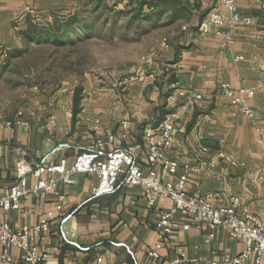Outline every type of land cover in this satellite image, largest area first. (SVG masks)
Instances as JSON below:
<instances>
[{
	"label": "crops",
	"instance_id": "1",
	"mask_svg": "<svg viewBox=\"0 0 264 264\" xmlns=\"http://www.w3.org/2000/svg\"><path fill=\"white\" fill-rule=\"evenodd\" d=\"M76 1L0 0V13L8 21L12 11L24 7L42 10L57 5L59 13L74 12ZM179 1L187 5L188 14L178 21L181 28L174 43L180 47L178 62H173V49L163 47L168 56L165 61L154 64L150 74L115 81L114 93L88 78L80 85L82 98L75 123L73 88L59 91L52 99L36 98L13 116L0 117V198L15 183L18 163L34 167L44 161L45 166H52L66 160L70 165L80 147H93L97 141L105 142V151L129 148L144 163V133L171 112L167 96L178 89L195 90L203 100L179 111L182 131H174L166 157L178 163L177 174L183 165L198 169L187 180L188 196L211 195L215 204L236 197L241 211L264 222V180L258 179L264 166V0H236L239 13L253 22L234 29L230 33L233 42L225 49L219 48L221 38L216 36L224 29L206 19L213 9H223L220 1ZM221 84L233 90L253 89L246 101L252 119L231 111L219 91ZM218 154L225 159L217 158ZM211 160L213 168L207 165ZM159 177L164 182L174 180L162 171ZM49 178L44 173L40 180ZM26 181L32 188L38 179L27 174ZM97 185L95 176L77 174L66 184L57 183L44 197L32 193L10 213V225L30 226L48 213L53 215L47 230L31 244L38 253L46 251L47 264H211L243 251V245L230 239L224 229L211 228L207 220L197 225L175 214L176 229L164 238L154 257L159 214L173 203L157 197L149 206L137 186L90 199ZM11 254L17 260L20 251L13 249ZM242 264H254V257Z\"/></svg>",
	"mask_w": 264,
	"mask_h": 264
},
{
	"label": "built area",
	"instance_id": "2",
	"mask_svg": "<svg viewBox=\"0 0 264 264\" xmlns=\"http://www.w3.org/2000/svg\"><path fill=\"white\" fill-rule=\"evenodd\" d=\"M218 1L223 9H213L206 19L214 27L224 29L217 31L216 36L221 38L219 48L225 49L233 42L230 33L237 27L250 26L253 19L239 13L236 0ZM162 46L168 47L165 42ZM219 91L228 100L233 113H240L252 119L253 112L246 101L253 96V89L233 90L228 84H221ZM202 100L203 96L195 90L178 89L167 96L166 102L171 112L166 114L156 127L147 129L144 133V163H141L129 148L118 147L105 151L103 141L95 142L90 148L80 147L78 155L70 165L66 160L52 166H45L44 161L34 167L18 163L15 183L6 189L0 198V264H47L46 251L38 253L31 244L35 236L47 230L48 221L53 219V215L48 213L47 217L38 223L20 228L10 225L9 215L18 209L20 201L27 200L32 193H39L44 197L57 183L66 184L70 177L77 174L93 175L97 178L98 185L90 193V199L114 194L125 186H137L143 189L149 206L154 205L157 197L166 198L173 203L170 210L159 214L156 224L159 242L155 246L154 257H157L156 251L161 248L164 238L176 229V225L172 223L173 216L180 214L197 225L207 220L211 228L224 229L230 239L243 245V251L239 255H225L219 262L211 264H242L250 256L254 257V264H261L264 261V222L241 211L239 199L236 197H230L225 204H215L211 195L188 196L185 193L187 180L192 173H198V169L183 165L182 173L177 174L178 163L166 157V152L173 143L174 131H182L178 126L179 111H184ZM217 158L225 159L222 154H218ZM207 165L213 168L215 161L211 160ZM160 171L174 177V180L162 181L159 177ZM44 173L50 176L48 181L40 180ZM27 174H32L38 179L32 188L27 186ZM258 179L264 180V166ZM62 200L63 196L59 197V201ZM65 220L66 218L61 223ZM59 231L65 241L61 226ZM13 249L20 251L17 260L11 254Z\"/></svg>",
	"mask_w": 264,
	"mask_h": 264
},
{
	"label": "rangeland",
	"instance_id": "3",
	"mask_svg": "<svg viewBox=\"0 0 264 264\" xmlns=\"http://www.w3.org/2000/svg\"><path fill=\"white\" fill-rule=\"evenodd\" d=\"M75 3L78 7L74 12L59 13L57 5L42 10L24 7L12 11L8 21L0 13V117L13 116L36 98L52 99L59 91H70L88 78L114 93L115 81L150 74L154 64L165 61L168 56L162 44L165 40L174 44L181 28L178 22H170L167 10L154 26L150 19L161 12L147 10V21L138 28L128 26V11L135 5L129 6L128 0ZM72 13H79L81 20L72 30L59 34L77 38L72 43L55 44L47 25L55 17ZM30 20L40 29L35 38L33 34L22 36ZM89 20L91 30L87 29Z\"/></svg>",
	"mask_w": 264,
	"mask_h": 264
},
{
	"label": "trees",
	"instance_id": "4",
	"mask_svg": "<svg viewBox=\"0 0 264 264\" xmlns=\"http://www.w3.org/2000/svg\"><path fill=\"white\" fill-rule=\"evenodd\" d=\"M130 11H128L129 14H131L130 20L128 21V26L138 28L141 23H144L149 18V13L146 14L145 10L151 13V11H159L161 12L159 15L153 17L150 19V24L152 26L156 25L162 16V13L165 12V10L169 11V19L171 23L178 22L180 19L185 18L188 14L187 5H183L182 1L179 0H128V5L133 6ZM81 15L79 13H72L67 16L63 17H55V21L53 23H50L47 26H51L48 31L49 33L55 37H53V42L55 44L64 45L66 43H72L75 41L77 37L75 36H69L65 37L63 34L60 35L59 32L64 31L68 32L69 30H72L75 28L78 24V22L81 20ZM83 20V19H82ZM90 29V20L88 21ZM131 24V25H130ZM26 31L22 33V36L25 37L26 35L33 34V38L37 37V34H39L40 29L39 26L35 25L31 20L26 23ZM29 30V31H28ZM84 30H86L84 28ZM28 31V32H27ZM180 32V31H179ZM178 37V36H177ZM175 38V40L177 39ZM176 43V41L174 42ZM165 44L168 47H171L173 49L174 55H173V62L176 63L179 60L180 57V47L179 45L170 44L168 41L165 40ZM12 53L13 51H9ZM5 58L8 57V53H5ZM82 98V88L80 85L76 86L73 91L72 96V123H75V119L77 114L80 112L79 104L80 100Z\"/></svg>",
	"mask_w": 264,
	"mask_h": 264
}]
</instances>
